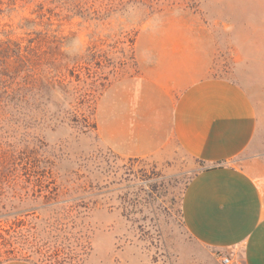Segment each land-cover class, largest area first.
<instances>
[{
    "label": "rangeland",
    "instance_id": "rangeland-1",
    "mask_svg": "<svg viewBox=\"0 0 264 264\" xmlns=\"http://www.w3.org/2000/svg\"><path fill=\"white\" fill-rule=\"evenodd\" d=\"M156 40L206 46L264 109V0H0V264H222L182 218L202 163L123 159L90 126Z\"/></svg>",
    "mask_w": 264,
    "mask_h": 264
},
{
    "label": "crops",
    "instance_id": "crops-1",
    "mask_svg": "<svg viewBox=\"0 0 264 264\" xmlns=\"http://www.w3.org/2000/svg\"><path fill=\"white\" fill-rule=\"evenodd\" d=\"M137 46L136 74L100 97L102 143L123 159L201 162L182 197L187 232L232 264H264V109L243 85L209 75L204 45Z\"/></svg>",
    "mask_w": 264,
    "mask_h": 264
},
{
    "label": "trees",
    "instance_id": "trees-1",
    "mask_svg": "<svg viewBox=\"0 0 264 264\" xmlns=\"http://www.w3.org/2000/svg\"><path fill=\"white\" fill-rule=\"evenodd\" d=\"M11 93V92H10ZM16 94H20V91L18 90V91H16L15 92V95ZM7 95H8V98H11L10 96L12 95V93L11 94H8L7 93ZM3 97V96H2ZM1 96H0V98H2ZM3 110H4V108H2L1 106H0V114H2V112H3ZM96 110H97V108H96V106L94 107V110H93V112H92V114H91V116H92V120H91V124H90V126H91V129L93 130V131H97V122H96ZM54 195H56V196H58L59 194H60V192L58 191V189H55L54 190ZM1 236H2V232H1V228H0V239H1Z\"/></svg>",
    "mask_w": 264,
    "mask_h": 264
},
{
    "label": "built area",
    "instance_id": "built-area-1",
    "mask_svg": "<svg viewBox=\"0 0 264 264\" xmlns=\"http://www.w3.org/2000/svg\"><path fill=\"white\" fill-rule=\"evenodd\" d=\"M218 258L222 264H232V259L229 256L219 255Z\"/></svg>",
    "mask_w": 264,
    "mask_h": 264
}]
</instances>
